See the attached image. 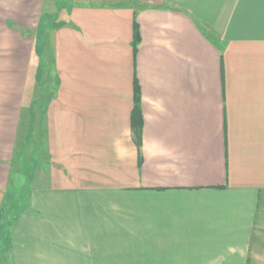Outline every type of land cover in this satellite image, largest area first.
Returning <instances> with one entry per match:
<instances>
[{
	"label": "crops",
	"instance_id": "crops-1",
	"mask_svg": "<svg viewBox=\"0 0 264 264\" xmlns=\"http://www.w3.org/2000/svg\"><path fill=\"white\" fill-rule=\"evenodd\" d=\"M44 2L0 0V261L264 264V0Z\"/></svg>",
	"mask_w": 264,
	"mask_h": 264
},
{
	"label": "rangeland",
	"instance_id": "rangeland-1",
	"mask_svg": "<svg viewBox=\"0 0 264 264\" xmlns=\"http://www.w3.org/2000/svg\"><path fill=\"white\" fill-rule=\"evenodd\" d=\"M70 4L71 0H45L43 22H48L45 20L51 18V21H54L52 23H59L64 18V15L61 13V8L69 7ZM43 27L41 26V30ZM27 126L26 131L25 124L21 123L18 132L17 155L12 164V184L7 194V211L9 212L8 219L10 221L7 230H10L15 216L19 214L20 210L25 209L28 204L30 189L34 187L33 179L36 174V164L37 161L39 162L41 160L40 153L43 152L41 135L36 133L34 123L31 121L27 123ZM3 238L4 236L1 235L0 254H2V250L6 246ZM0 264H10V262L6 258L5 261H0Z\"/></svg>",
	"mask_w": 264,
	"mask_h": 264
}]
</instances>
